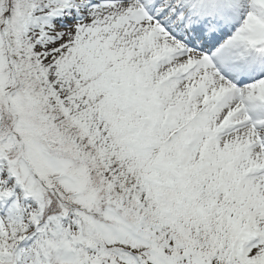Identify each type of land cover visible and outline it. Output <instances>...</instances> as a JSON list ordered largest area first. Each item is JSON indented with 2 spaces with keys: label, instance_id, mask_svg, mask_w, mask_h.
<instances>
[{
  "label": "snow or ice",
  "instance_id": "snow-or-ice-1",
  "mask_svg": "<svg viewBox=\"0 0 264 264\" xmlns=\"http://www.w3.org/2000/svg\"><path fill=\"white\" fill-rule=\"evenodd\" d=\"M0 264H264V0H0Z\"/></svg>",
  "mask_w": 264,
  "mask_h": 264
}]
</instances>
